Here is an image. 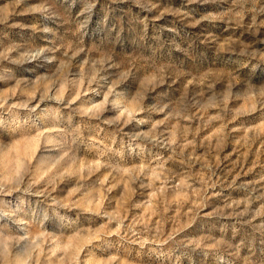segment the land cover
<instances>
[{"label":"rangeland","instance_id":"374dc122","mask_svg":"<svg viewBox=\"0 0 264 264\" xmlns=\"http://www.w3.org/2000/svg\"><path fill=\"white\" fill-rule=\"evenodd\" d=\"M0 264H264V0H0Z\"/></svg>","mask_w":264,"mask_h":264}]
</instances>
